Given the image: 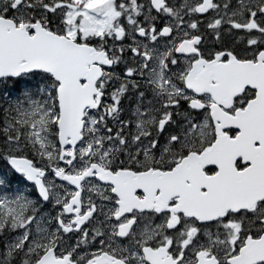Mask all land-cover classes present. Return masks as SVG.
Wrapping results in <instances>:
<instances>
[{
    "label": "snow or ice",
    "instance_id": "obj_1",
    "mask_svg": "<svg viewBox=\"0 0 264 264\" xmlns=\"http://www.w3.org/2000/svg\"><path fill=\"white\" fill-rule=\"evenodd\" d=\"M0 264H264V0H0Z\"/></svg>",
    "mask_w": 264,
    "mask_h": 264
}]
</instances>
